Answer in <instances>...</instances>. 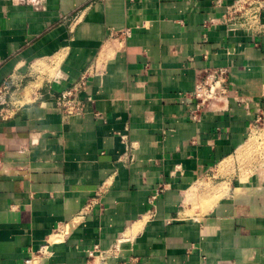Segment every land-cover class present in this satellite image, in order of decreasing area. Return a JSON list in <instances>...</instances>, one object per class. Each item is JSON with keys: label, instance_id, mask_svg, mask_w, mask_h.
Here are the masks:
<instances>
[{"label": "crops", "instance_id": "obj_1", "mask_svg": "<svg viewBox=\"0 0 264 264\" xmlns=\"http://www.w3.org/2000/svg\"><path fill=\"white\" fill-rule=\"evenodd\" d=\"M236 1L0 0V264H264V0Z\"/></svg>", "mask_w": 264, "mask_h": 264}, {"label": "built area", "instance_id": "obj_2", "mask_svg": "<svg viewBox=\"0 0 264 264\" xmlns=\"http://www.w3.org/2000/svg\"><path fill=\"white\" fill-rule=\"evenodd\" d=\"M252 0H238L229 8V15L238 13L244 6L248 5ZM258 1V0H257ZM129 36L127 31L122 33ZM92 75V70L85 71L78 82L71 88L60 93L54 98L55 106L68 116H75L83 113L84 102L80 100L79 95L88 87V81ZM228 70L224 68L207 70L204 75L199 76L194 91L190 95V99L195 102V106L189 111L192 121H197L200 113L205 111L206 106H210L211 99L223 98L227 96L226 77ZM62 232V231H61ZM46 246L39 249L40 254H44L47 250ZM92 256V253H89ZM38 257V256H37ZM38 259L34 255L30 256L23 264H37Z\"/></svg>", "mask_w": 264, "mask_h": 264}, {"label": "rangeland", "instance_id": "obj_3", "mask_svg": "<svg viewBox=\"0 0 264 264\" xmlns=\"http://www.w3.org/2000/svg\"><path fill=\"white\" fill-rule=\"evenodd\" d=\"M263 138H264L263 131H256V133L253 135L254 143L256 142L253 148L256 150V154L257 151H259V149L261 148V146H263ZM259 140H260V144L258 143Z\"/></svg>", "mask_w": 264, "mask_h": 264}, {"label": "bare ground", "instance_id": "obj_4", "mask_svg": "<svg viewBox=\"0 0 264 264\" xmlns=\"http://www.w3.org/2000/svg\"><path fill=\"white\" fill-rule=\"evenodd\" d=\"M222 102H225V100H224L223 98H222V99H221V98H217V99L214 98V99H211V101H210V105H211V104H217V103L220 104V103H222Z\"/></svg>", "mask_w": 264, "mask_h": 264}]
</instances>
